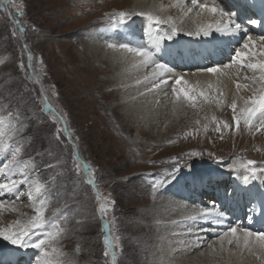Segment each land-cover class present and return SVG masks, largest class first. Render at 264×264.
<instances>
[{
	"label": "rangeland",
	"instance_id": "obj_1",
	"mask_svg": "<svg viewBox=\"0 0 264 264\" xmlns=\"http://www.w3.org/2000/svg\"><path fill=\"white\" fill-rule=\"evenodd\" d=\"M151 1L150 6L154 4ZM176 1L169 0L168 4L173 9H178L180 7ZM203 1L205 2L199 0L201 4ZM13 3L19 7H0V121H3L0 131L7 145L5 153L0 156V183L9 182V173L4 165L12 159L14 149L18 147L19 154L10 167L28 163L13 178L31 182L32 198L28 196L27 182L20 184L12 193L5 192L0 196V202L5 203V207L0 209V229L23 231L22 227H16L17 224H26L35 215L33 205H38L40 199L45 200V227L33 229L24 237L25 246L17 245L15 249L29 260L28 264H35L41 253V249L31 248L30 243L41 239L48 241L42 250L49 252V258L54 264H112L111 255H104L106 235L114 245L109 252H116V264H146L140 246H145L144 240L154 232L137 233L135 230L137 227L147 230L149 226L161 224L166 230L161 236H170L172 239L170 246H167L164 238H161V248L166 252L169 249L167 255H170L173 264H264L263 252L261 255L242 252L236 244L228 243V236H224L232 227L244 229V221L224 228L214 238L209 236L206 229L204 235L202 232L199 236L189 237L188 234L192 235L194 232L184 222V225L177 222L170 225L162 221L140 220V213L148 210L151 200L156 199L157 193L160 194L159 188L154 193L150 181L157 178L168 180L188 167L195 170L219 165L225 175L221 179L222 185L231 184V187L234 175L250 174L253 166H249L247 161L252 160L255 162L256 174L253 180L258 185L259 176L264 178V128L260 127L264 114H256L252 120L253 127L250 128L241 119L237 128L231 109L233 99L227 92H208L207 99L197 96L193 104L184 100L183 96L177 101L172 92V88L177 85L171 83L166 98L162 95V99L154 104L151 100L152 103L145 100L147 95L144 92L140 94L143 98L138 95L141 99L139 105L148 102L146 104L152 110L150 114L144 113V121L135 125L132 118L129 121L128 117L125 119L126 116H123V107L118 100L120 97L115 98L117 95L113 91V85L98 88L103 76L94 80L87 77V87L81 90L76 86L79 82L76 71L83 67L77 50L88 40L96 45L106 41L109 43V35L112 41L119 42L127 25L108 31L102 29H108L112 20L116 19V13L132 14V0H13ZM180 3L188 5L185 0H180ZM189 6L192 7L191 3ZM18 10L22 15L16 16L14 20L13 16ZM194 10H199L194 12V19L193 14L186 11L187 21L191 19L198 26H206L208 17L205 15L206 18L202 20L205 17L201 14L203 11L200 8ZM217 15L210 18L213 27L221 21L226 23V19ZM171 17L175 19L177 12ZM171 17L165 20L159 15V20L165 22L155 23L157 25L153 29L161 32L166 28L165 31L168 30L170 34L169 29L172 27L167 26L174 21ZM105 46L108 47L107 44ZM191 54L194 55L195 52ZM104 55L106 56L105 53L101 54V57H105ZM29 56L32 57L31 60ZM249 73L248 69L235 73L243 78L247 77L244 82L238 81L243 92L250 94L246 99L252 97L253 88L259 92L261 87L260 83L249 77ZM256 76H259L258 72ZM81 77L86 78L84 74ZM116 88L123 91L121 87ZM145 90L154 93L149 89ZM45 100L55 112V122L53 115L44 109ZM243 100L236 101L235 115H239L245 107ZM61 117L65 118L72 135L68 138L61 134L60 140H57L56 129L65 126ZM152 123L155 124L154 128L149 126ZM225 124L228 127H224ZM130 127L134 128L133 135L127 131ZM118 128H121V132L117 131ZM142 128L144 133L139 134ZM74 142L81 165L89 164L93 169L95 188L87 183L88 176L82 166L78 174L73 171L71 153ZM191 152L200 155L191 157L188 155ZM176 166L180 167L179 170L167 176ZM235 166L239 170L231 173ZM209 180L207 184L211 187L214 182ZM197 183L195 182L194 188ZM186 184L189 189L190 183ZM38 186L41 188L40 193L35 192ZM16 192L21 195L17 197ZM188 192L194 194L191 200L198 199V191ZM184 193L186 191L176 196L171 192L179 200L188 203ZM101 204L108 207L106 214L99 212ZM176 210L169 208V212L175 213ZM49 221L57 227H50ZM190 222L193 226L196 223L197 227L196 219ZM105 224L108 225L107 230L104 228ZM45 232L58 234L54 239H49L44 235ZM253 233L262 234L264 230L258 227V231ZM178 236L181 237L180 240ZM184 241L195 243L198 249L187 246L182 255L177 253L174 257L175 251L171 248L178 242L185 243ZM1 247L10 248L12 244L0 237V252ZM53 248L56 252L52 251ZM217 256L221 260H215L214 257ZM184 258L187 263H184Z\"/></svg>",
	"mask_w": 264,
	"mask_h": 264
},
{
	"label": "bare ground",
	"instance_id": "obj_2",
	"mask_svg": "<svg viewBox=\"0 0 264 264\" xmlns=\"http://www.w3.org/2000/svg\"><path fill=\"white\" fill-rule=\"evenodd\" d=\"M104 1L106 2L108 0H104ZM150 1L151 0H132L133 8H132L131 18L124 24L127 25V27L122 33V39L119 42L118 40L112 41V38L109 35L108 37L109 43H106L107 42L106 41L101 45H96L95 42H91L92 40L91 41L88 40L84 42L85 45H81V48L77 50L78 57L80 58L83 66L82 69L78 68L79 71L75 70L79 80V82H77L78 85L76 86L79 87L80 90L83 89L84 87L85 88L87 87V85L85 84L86 83L85 81L88 80L87 82H89V78L87 77L90 78L92 77V80H94L95 78H100L101 76H103L104 79L99 81V83L97 82L98 88L102 89L103 86L107 84H112L113 91H115L117 95V97L115 98L120 97L118 100L121 101V106L123 107V112H124L123 116L124 115L126 116V117L124 116L125 119L128 117V120L129 118L130 120L132 118V122L135 125L137 124L139 125V122H143L145 117V116L143 117L144 113L150 114L152 110V107H149L148 104H146L148 102L139 105V102H141L140 98H143V96L140 94H143L144 92L147 95V97H144L145 100L148 101L151 100L153 103L151 101L150 102L154 104L158 101V99H162L161 98L162 95H164L165 96L164 98H166L169 92L167 89H170V84L175 83V80L177 78H182L186 82V86L188 88L195 89L197 92L203 91L205 93H208L211 91H216L217 93L218 92L221 93L224 91L223 93L227 92V94L230 95L231 98L235 99L236 101L246 99L250 95L247 94L248 92L247 93L243 92L244 90H242L243 89L242 87L239 89L236 88V84L238 83V81L244 82L243 80H245V78H243L242 75L238 76L237 74H235L236 72L239 73V71L242 69L238 68V66L236 65H233L232 68H227L225 66L232 64L231 60L233 61L236 51L241 50L243 48V44L247 41V38L249 36L253 37V47L251 49V52L256 54L252 57L251 62L255 63L256 61H264V56L258 55V53L264 52V43L260 42V38L264 37V20L263 21L260 19L257 20V18L262 17L260 15L259 10L256 13L249 11L248 12L244 11L245 13H242L241 10L242 9L244 10L246 9V7H248L247 5H244V0L234 1V5L236 6V9H232L231 7L226 6L223 0H205V2L203 1L204 2L203 5H207L208 7L216 6L218 9H223L226 14L232 16V19L236 24L240 25L241 30L238 32L235 31L234 24L224 19L226 21V24H230V27H232L233 30L231 32L228 33L216 32L215 27H213L211 33L208 36H204L202 33L201 35L196 36V35L187 34L189 32H195L198 27L203 26V24L199 26L196 25L194 23L195 21L192 22L190 18H189L190 20L187 21L188 14L186 12V9L188 8L189 3H191V0H185L187 1L188 5H185V3L181 4L180 0H177L176 2H178V7H180L178 9L177 8L173 9L171 5L168 4L169 0H158L160 3L158 1H157L158 3L156 2L154 3L151 1V3H154L151 6L149 5ZM182 1L183 0H181V2ZM175 5L177 4L175 3ZM252 7L255 8V5H253ZM195 11L197 10H194L193 8L191 12L193 14L192 17L193 19L196 14V13L194 14ZM176 12H177V17L173 19V17L171 16H173ZM201 14L204 16L206 15L208 17V19H206V25L210 24V21L212 20L210 18H212L213 16L215 17V14L206 11H203ZM245 14L246 16L244 17ZM149 15L158 19H159V15H161V18L165 20H168L171 17L172 20L174 21L173 23H170V25H168L167 28L175 27L177 29V34L175 35V37L171 39H165L158 46L150 49L153 53V58L156 62L164 64L165 66H167L172 70V73L165 74V76L162 78L163 80L166 81V83H160L159 81L155 80V78L152 75V68L154 66L144 67L142 63V58L135 56L134 54L129 53L124 49H120L119 47L110 48L109 46L108 47L105 46V44L118 45L121 43L128 44L129 46H133V47L147 46L150 37H155L157 34L163 35L168 32V30L167 32L165 31L166 28L165 30L164 29L161 30V32H159V30L153 29L154 26L157 24H155L156 23L155 20L148 19ZM206 16L202 17L201 19L203 20V18H206ZM132 17L135 19L131 20L133 19ZM252 21H256L257 24L253 25ZM248 27L249 29H251V31H249ZM171 29H169V31H171ZM192 52H195V54L194 55L191 54ZM103 53L106 54V56L104 55L105 57H101V54L103 55ZM231 54H233V57H230ZM244 55H245V59L247 60L249 55L248 52L245 51ZM228 57L230 58L227 59ZM208 61H210L211 63L208 64L207 63ZM71 65L73 67V63ZM212 67L219 68L220 72L209 73L206 71V69ZM82 74L85 75L86 77L85 79H82L81 77ZM252 75L253 73L250 71L249 77L250 76L252 77ZM89 84L90 83H88V85ZM154 84H156V86H154ZM150 85L153 86V89H151L152 87ZM184 86L185 85H179L178 88H183ZM116 87L123 88V91L120 92V88H116ZM145 89H149V91H153L154 93L152 92L148 93L146 92ZM138 95L140 98L138 97ZM154 96H156V98H154ZM169 107H165V108L170 109ZM146 109L147 111H145ZM162 110L163 109H161V111ZM149 126L151 128H154L155 124L152 123ZM133 129L134 128L130 127L127 130L128 133L132 134V132L134 131ZM117 131L121 132V128L120 129L118 128ZM142 131H144L143 128L139 130V134H143L144 132L142 133ZM114 134L116 135V132ZM133 142L135 143V138L133 139ZM219 167H220L219 165L217 166L212 165V166L200 167L199 169H195V170L192 167H188L187 169H185V171L181 170L176 175H173L168 180H165L163 185L159 187L160 194H158L156 191L157 193L156 199L151 198L152 200L149 203L150 204L149 209L140 213V220L145 222L162 221L163 223L165 224L167 223L170 225L176 222L181 223L180 225H184L183 224L184 222L188 224V226L185 224L188 227V229L191 230V232H194L192 235L188 234L189 237L194 235L199 236V233L202 232L204 235L205 233L204 229H206V232H209V236L212 237H214L215 235L217 236L218 235L217 233L219 231L224 230V228L230 225H233L232 222L231 223L229 222L228 214L224 213L223 212L224 210L221 212L220 208L209 206L210 204L209 205L202 204L196 199L191 200L194 197L193 196L194 194L192 195L191 193L188 192V190L191 192L192 191L196 192V188H194V185L195 182H198L196 185H198V188L202 187L203 188L202 191H204L205 190L204 188L206 186H210L207 185L208 179H211L214 182V185L216 184L217 186L222 185L223 181L221 179L225 175L223 173V170H221ZM234 170L236 171L239 169L236 168L235 166L234 169L231 170V173ZM244 175L245 174H241V173L234 175L233 185L231 187V192L229 193V198H226L227 196H225V198H222L224 194L221 191H219L220 190L219 188L216 191L217 198L211 200L215 202V200L220 199L221 201L217 202L219 204V207H223L225 205L228 208L230 207L236 208V210L232 213V215L235 216L236 215L235 212L240 213V215H242V218L239 219L237 223L243 221L244 214L247 212L248 209L249 218L248 220L246 217L244 219V229L241 228L238 229L237 231V236L240 237L239 241H236V239L231 237L230 235L228 236V241L230 239L233 240V243L236 244L235 246L237 248H240V251L242 252L244 251L246 253H250L254 255L255 253L258 254H260L261 252L264 253V247H261V244L259 241L256 240L255 235L249 238V244L245 246L242 233L243 231L257 232L258 227H261L264 230V178L259 176L260 182L258 185L255 183V180H252L248 184H244L242 181ZM186 182L190 183L189 189ZM183 191H186V194L184 193V195L187 197L185 198L189 200L188 203L179 200L178 198H176L171 194L172 192L175 193V195L177 196V194L179 193L182 194ZM186 199L185 201H187ZM171 207L177 209L175 213L169 212V208ZM202 209L219 213V215L207 219H203L200 215ZM192 216L196 217L197 227H196V223L195 226H193V223L191 224L190 222V220L194 222L193 219H190V217ZM247 221H248V225L246 224ZM164 230L165 228L163 227L162 224L149 226L147 227V230L144 227L136 228L135 232L137 233L139 232L142 233L145 231L149 233L154 232L153 235H150L149 237H147L146 240H144L145 246H143L142 244L140 246V249L143 253L142 258L145 257L147 261L146 264H173L172 263L173 261L170 259L171 257H169L170 255H167L169 249L168 252H166L167 250L161 248L162 247L160 244L161 238H164L167 246L168 245L170 246V243H172V239L170 236H165V237L161 236V233L164 232ZM180 238L181 237H179V240ZM33 243L35 242H32L30 244ZM178 243L179 244L175 246L173 245L174 247L171 248V250L175 251L173 252L174 257H176L177 253L182 255L183 251H186L185 247L187 246L190 247L192 246V248L194 247L195 249L197 248L195 247L194 245L195 243L193 242L192 243L185 242L183 244L180 242ZM13 253L20 255V252H18L17 250H14ZM13 253L10 252L6 256L12 258L11 254ZM187 254H189L188 251ZM214 258L215 260H219V259L221 260L220 256ZM187 259L185 260L184 258L185 260L184 263H187ZM28 262L29 260L27 259L26 263L28 264ZM175 262L176 261H174V263Z\"/></svg>",
	"mask_w": 264,
	"mask_h": 264
},
{
	"label": "snow or ice",
	"instance_id": "obj_3",
	"mask_svg": "<svg viewBox=\"0 0 264 264\" xmlns=\"http://www.w3.org/2000/svg\"><path fill=\"white\" fill-rule=\"evenodd\" d=\"M4 5H10L11 7H14V8L19 7L18 5L13 3V0H0V7H3ZM191 5H192V8H187L186 9L187 12H192L193 8H200L202 11H206V12L213 13V14H218L220 17L230 21L232 24H234L235 31L238 32L241 30L240 25L236 24L234 20L232 19V16H230L229 14H226L223 9H218L216 6L208 7L207 5L201 4L199 0H191ZM21 15H22V12L18 10L14 14L13 19L15 20L16 16H21ZM115 16H116V19L112 20V22L109 24L108 29H102V31L114 30L124 25L131 18V14L125 13V12L116 13ZM148 19L155 20L157 24L165 22V21L159 20L158 18L152 17L151 15L148 16ZM252 23L253 25L257 24L256 21H252ZM212 29H213V24H208L206 26L198 27L195 32H189L187 34L199 36L202 33L204 36H208L211 33ZM232 30L233 29L232 27H230V24L223 23L222 21L215 26V31L220 32V33H228V32H231ZM21 31H23V29H21ZM176 34H177V29L173 27L170 31V34L169 33H165L163 35L157 34L155 37H150L147 46L133 47V46H129L128 44H123V43L118 44V45L109 44L108 46L110 48L119 47L120 49H124L127 52L132 53L135 56L142 58V63L144 67L154 66L152 68V75L155 78V80L159 81L160 83H166V81L163 80L162 78L165 76V74L172 73V70L168 68L167 66H165L164 64L156 62L153 58V53L150 49L158 46L165 39H171ZM260 42L264 43V37L260 38ZM252 47H253V37L249 36L247 38V41L243 44V48L241 50L236 51L232 64L225 66L227 68H232L233 65H236L240 69L250 70L253 73L252 80L254 82L260 83L261 85L259 92H257L255 88L252 89L253 95L250 99L244 100L245 107L241 110L239 115H235L236 110H237V103H236V100L233 99L231 103V109L234 113L233 121L237 128L239 127L241 123V119H243L244 124L248 125L250 128L253 127L252 120L256 116V114L258 112H261L262 114H264V61H256L255 63L251 62L252 57L256 55L251 52ZM245 51H247L249 54L247 60L245 59V55H244ZM258 55L264 56V52L258 53ZM31 59L32 57L29 56V60ZM206 71L209 73H218L220 72V69L217 67H212V68L206 69ZM257 72L259 73L258 78L256 76ZM245 78L247 79V77ZM175 84L178 86L185 85L183 88H178V87L172 88V92L175 94L177 101L180 100L181 96H183L184 100L190 103H193V104L197 96L204 97L205 99H207V95L205 92L201 91L199 93H196L194 89H190L186 86V82L182 78H177L175 80ZM240 87L241 85L237 83L236 88L239 89ZM44 109L45 111L53 115L54 122H55V112L51 108V106L47 103L46 100L44 103ZM61 121L64 122L65 126L63 128L58 127L56 129V139L60 140L61 134H63L64 136H67L68 138H71L72 134L67 126L65 118L61 117ZM2 123L3 121H0V124ZM224 127H228V125L225 124ZM260 127L264 128V119L260 120ZM2 136H3V133L2 131H0V156H2L5 153V150L7 148V145L5 144ZM19 151L20 149L18 147L15 148L12 159L8 162V164L4 165L5 169H7L9 173V176H8L9 182L0 183V196H3L5 192L12 193L16 188L19 187L20 184L27 182L29 184L28 196L29 198H32L31 182L27 181L26 179L17 180L13 178V176L28 163V162H24V164H15V166L10 167L11 165H13L14 161L16 160V157L19 154ZM71 155H72V159L74 162L73 171L78 174L82 166L83 170L88 176L87 183L92 185L93 188H95L96 182L93 178V169L89 164L81 165L79 154L76 151L75 142L73 143ZM188 155L191 157H195V156H199L200 153L191 152ZM247 164L253 167L250 170V174H246L243 176L242 181L244 184H248L253 179H255V171H254L255 162L252 160H248ZM179 168H180L179 166L174 167L172 170H170L167 173V176L173 175L176 171L179 170ZM21 175H24V173H21ZM164 182H165L164 179H159V178L151 180L150 183H151L152 190L155 192V190L161 187ZM35 192L40 193L41 188L39 186L36 187ZM20 195L21 193L16 192L17 197H19ZM44 205H45V200L40 199L38 205L36 204L33 205L35 208V215L24 225L17 224L16 227L17 228L22 227L23 231H16L13 228L0 229V237H2L4 240L9 241L13 245L25 246L26 241L24 240V237L28 236L29 233L32 232L33 229L40 230L45 227L46 220H45ZM112 206L114 208V202H112ZM4 207H5V203L0 202V209H3ZM107 211H108V207L106 206V204H101L99 207V212L101 214H106ZM200 215L203 219H207L213 216H217L219 215V213H215L210 210L202 209ZM190 219L194 220L196 219V217L192 216L190 217ZM48 224L50 227L54 229L57 227V225L51 221H49ZM104 228L105 230H107L108 225L105 224ZM237 231L238 229L236 227H232L224 233V236L230 235L231 237L235 238L236 241H239L240 237L237 236ZM57 234L58 233L56 232H45L44 233V235L48 237L49 239H54ZM242 235H243V241H244L245 246L249 244V238L255 235V238L257 241L260 242L261 247H264V233L254 234L249 231H243ZM47 242L48 241L41 239L39 242L33 243L30 245L37 249H41V253L37 257L35 264H54V261L49 258V252L42 250L43 246ZM228 243L230 244L233 243V240L230 239ZM104 245H105L104 255L106 257L111 255L112 264H116V252L114 250L109 252L110 249H113L114 245L112 241L109 239L108 235H106L104 238ZM52 251L56 252V249L53 248Z\"/></svg>",
	"mask_w": 264,
	"mask_h": 264
}]
</instances>
